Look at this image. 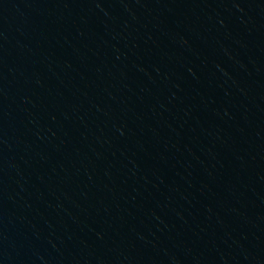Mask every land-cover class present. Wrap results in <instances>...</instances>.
<instances>
[{
  "label": "water",
  "instance_id": "1",
  "mask_svg": "<svg viewBox=\"0 0 264 264\" xmlns=\"http://www.w3.org/2000/svg\"><path fill=\"white\" fill-rule=\"evenodd\" d=\"M107 107L185 264H264V0H33Z\"/></svg>",
  "mask_w": 264,
  "mask_h": 264
}]
</instances>
